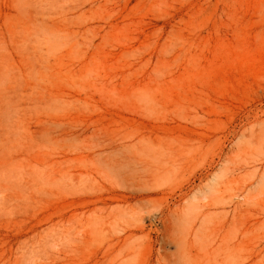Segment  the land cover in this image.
<instances>
[{
  "label": "rangeland",
  "instance_id": "rangeland-1",
  "mask_svg": "<svg viewBox=\"0 0 264 264\" xmlns=\"http://www.w3.org/2000/svg\"><path fill=\"white\" fill-rule=\"evenodd\" d=\"M0 264H264V0H0Z\"/></svg>",
  "mask_w": 264,
  "mask_h": 264
}]
</instances>
